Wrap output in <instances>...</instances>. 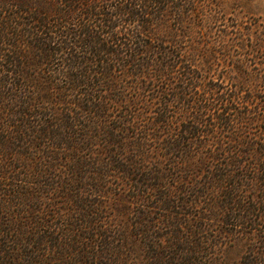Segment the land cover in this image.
Listing matches in <instances>:
<instances>
[{"label":"trees","instance_id":"obj_1","mask_svg":"<svg viewBox=\"0 0 264 264\" xmlns=\"http://www.w3.org/2000/svg\"><path fill=\"white\" fill-rule=\"evenodd\" d=\"M198 3L0 0V264H124L125 247L115 249L97 230L102 206L85 201L101 193L109 171L154 193L161 186L151 182L166 179L161 166L169 162L196 196L205 171L202 187L220 194L215 213L237 219L233 229L255 225L256 215L264 219V141L235 130L258 121L241 109L264 104V97L255 76H247L255 77L247 90L242 76L227 84L210 73L217 51H209L204 34L195 39L180 25L188 15L202 16ZM164 15L182 37L175 28L163 40ZM137 87L151 92L152 106L136 100L110 119L125 101L121 89ZM171 113H180L175 126ZM148 141L156 149L152 161ZM195 144L229 159L194 158ZM246 253L242 264H264V237Z\"/></svg>","mask_w":264,"mask_h":264},{"label":"rangeland","instance_id":"obj_2","mask_svg":"<svg viewBox=\"0 0 264 264\" xmlns=\"http://www.w3.org/2000/svg\"><path fill=\"white\" fill-rule=\"evenodd\" d=\"M198 5L203 10L202 16L188 15L180 25L189 29L191 37L195 39L204 34L205 41L211 47L209 51H217L210 73L223 76L227 84L241 79L242 76L248 82L247 90L255 84L253 80L256 77L257 90L260 91L258 93L264 97V0H199L197 7ZM161 20L160 36L163 40H168L171 29L175 28L182 37V28L172 18L164 15ZM120 70L118 67L113 69L115 78L120 76ZM247 76L255 77L249 82ZM121 91L125 101L118 107L117 112L112 111L110 119H117L121 115L120 112L132 107L136 100L147 104L146 106H152L155 100L150 97L151 92L138 87ZM141 109L142 107H139L136 112L140 114ZM241 110L255 112L251 116L258 121L252 126L241 124L242 126L238 127L240 124H235L234 126L238 127L235 130L239 132V136L260 145L264 141V121H261V118L264 119V104H259L253 109L244 105ZM173 111L178 112L177 109ZM170 115L177 117L171 125L175 126L180 113ZM132 139L127 137L131 142ZM259 145L256 147L259 148ZM153 146V141L146 142L150 161L157 156ZM193 148L192 156L199 160L204 156H215L220 163L225 164L229 159L227 152L219 155L214 147L202 148L195 144ZM130 155L131 152H125V156ZM209 161L210 159L205 162V170ZM145 167L158 168L149 164ZM161 169L168 173L165 180L151 182L161 186L154 193L148 188H134L135 185L127 183L125 178H117V175L113 176L109 171L101 193L85 199L91 205L102 206L100 220L103 224H98L102 228L97 230L106 231L111 236L110 241L115 249L121 245L125 247L124 264H158L157 255L164 257L162 264H242L246 252L257 244L260 237H264V219L259 220L256 215L253 218L255 225L250 226V223L243 222L239 223L243 225L233 229L229 224L236 223L237 219L231 222L228 221L231 218L224 217L223 213H215L214 208L222 201L220 194L208 190L207 184L202 187V184L206 183L205 171L201 172L203 176L197 180L200 187L199 195L196 196L193 193L196 189H192L191 184L181 185L177 170L173 169L169 162L162 164ZM179 189H185L188 193L177 194ZM155 195H166L171 201L159 202L161 198L153 197ZM254 195L257 196L255 200L261 198V195L255 192L253 197ZM52 198L55 203H62V200L55 199L54 196ZM56 210L60 213L59 209ZM63 213L65 212L62 211V215ZM75 216L73 214L71 218L79 219ZM138 222L142 226L138 227ZM85 230L87 229H79L78 233L84 235ZM63 231L70 234L67 228ZM173 235H177L178 239H174ZM70 239L75 237L72 238L70 234Z\"/></svg>","mask_w":264,"mask_h":264}]
</instances>
